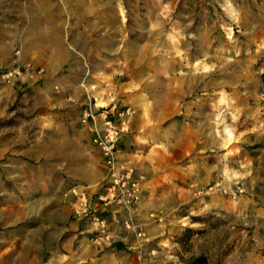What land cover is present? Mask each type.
I'll return each mask as SVG.
<instances>
[{
    "label": "rangeland",
    "instance_id": "374dc122",
    "mask_svg": "<svg viewBox=\"0 0 264 264\" xmlns=\"http://www.w3.org/2000/svg\"><path fill=\"white\" fill-rule=\"evenodd\" d=\"M106 120L119 131L115 160L142 187L131 209L98 199L109 168L94 139ZM10 139L0 209L18 221L24 208L38 223L42 209L68 206L92 244L110 250L119 241L99 247L94 219L113 233L105 210L176 192L169 215H147L170 231L154 256L264 264V0H0V143ZM199 162L204 182L186 183ZM75 187L92 209L76 212ZM131 218L117 225L143 239Z\"/></svg>",
    "mask_w": 264,
    "mask_h": 264
},
{
    "label": "crops",
    "instance_id": "0c3cea01",
    "mask_svg": "<svg viewBox=\"0 0 264 264\" xmlns=\"http://www.w3.org/2000/svg\"><path fill=\"white\" fill-rule=\"evenodd\" d=\"M81 130L85 129L81 128ZM77 134L80 136V131H77ZM16 145L11 139L3 141L0 143V151L11 153L17 150ZM29 150L31 149L24 147L20 151L29 152ZM117 157L123 158V155L118 153ZM6 159L9 165L16 162V158L11 155ZM189 167L191 168L185 169L184 172L185 182H204L206 176L197 174L199 171H206L208 167L202 162L191 163L186 168ZM171 175L174 179L180 177V171L176 166H172ZM92 191L94 189L90 191V195ZM178 195L172 192L168 198L160 194H154L150 198L148 192L133 212L121 208H110L102 212L101 217L109 222L113 233L121 234L117 236L118 244L110 250H98L92 244L87 233L89 225L76 219L70 220L68 206L56 210L42 209L45 212L38 223L32 222L35 213L28 208L21 211L24 215H19V221L17 216L19 213L16 210L0 209V228L3 229L0 230V264H163L165 262L171 264L168 260L172 258L171 256L167 257L160 252L157 256L153 255L161 243L171 244L168 237L170 231L166 225H150L147 222V215L151 211L169 215L173 207L180 204ZM49 197L50 195L41 193L38 198L45 200ZM8 198L14 199L15 196L9 193ZM127 217H132L131 219L140 225L144 232L143 239L136 238L131 231L117 225ZM140 246L143 248L138 251L137 248L139 249Z\"/></svg>",
    "mask_w": 264,
    "mask_h": 264
},
{
    "label": "built area",
    "instance_id": "2783aa9c",
    "mask_svg": "<svg viewBox=\"0 0 264 264\" xmlns=\"http://www.w3.org/2000/svg\"><path fill=\"white\" fill-rule=\"evenodd\" d=\"M86 119H90L92 122V112L85 115L84 122ZM101 133V135L96 136L94 142L106 158L109 168V178L103 191L99 194L98 199L103 203H119L131 209L133 205L138 204L141 200V184L133 178V168L131 166L115 160V144L119 137V131L114 124L106 120ZM68 193L76 199V212H84L87 209H92L90 204L88 206L86 205L88 198L87 193L83 189L75 187L70 189ZM94 220L99 231V235L95 237L94 242L99 247H110L118 241V237L108 231L103 222H100L98 219ZM125 228L127 231L136 234L137 237L143 235L137 226L126 223Z\"/></svg>",
    "mask_w": 264,
    "mask_h": 264
},
{
    "label": "trees",
    "instance_id": "16d2710c",
    "mask_svg": "<svg viewBox=\"0 0 264 264\" xmlns=\"http://www.w3.org/2000/svg\"><path fill=\"white\" fill-rule=\"evenodd\" d=\"M196 262L198 263L199 261L197 260Z\"/></svg>",
    "mask_w": 264,
    "mask_h": 264
}]
</instances>
